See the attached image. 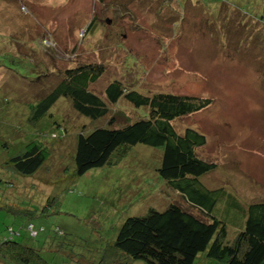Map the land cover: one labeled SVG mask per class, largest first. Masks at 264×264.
I'll return each mask as SVG.
<instances>
[{
    "label": "rangeland",
    "instance_id": "1",
    "mask_svg": "<svg viewBox=\"0 0 264 264\" xmlns=\"http://www.w3.org/2000/svg\"><path fill=\"white\" fill-rule=\"evenodd\" d=\"M161 1L0 0V121L5 112L8 117L22 113L26 103L45 95L57 83L59 68L72 61L104 65L106 72L92 87L98 93L120 76L126 86L135 85L146 94L212 97L210 106L174 124L180 132L197 127L208 139L198 154L218 166L199 180L213 190L214 213L227 223L232 241L245 227V209L264 201V0ZM118 108L116 121L139 116L124 101ZM57 112L73 123L67 127L69 139L78 132L73 125L87 119H79L65 104H59ZM4 120L13 130L12 140H25L21 119ZM50 120L44 117L37 128L52 131ZM89 122L93 128L101 124ZM69 139L65 150L71 152L74 139ZM40 140L63 142L49 136ZM14 141L10 153L19 146ZM130 158L119 166L91 168L81 176L69 169L59 176L57 169L41 171L39 175L56 177V182L38 184L42 193L26 203L27 215L8 211L22 203L1 195L0 237L11 224L20 232L15 238L39 247L49 237L60 236L55 232L59 228L62 236L79 237L74 251L83 259L98 261L124 218L145 215L149 208L164 210L170 200L183 204L180 195H168L164 184L148 173L146 168L156 163L147 162L144 168L141 160ZM5 176L11 178L10 173L0 176V191L29 193L21 186L11 188ZM31 212L35 214L29 217ZM27 221L38 230L31 242L26 239ZM43 256L53 264H77L59 259L54 251H44Z\"/></svg>",
    "mask_w": 264,
    "mask_h": 264
},
{
    "label": "trees",
    "instance_id": "2",
    "mask_svg": "<svg viewBox=\"0 0 264 264\" xmlns=\"http://www.w3.org/2000/svg\"><path fill=\"white\" fill-rule=\"evenodd\" d=\"M59 69L57 83L45 95L26 103L21 107L22 113H11L8 117L5 112L1 118L0 176L10 173L11 178L5 176V179H9L6 183L12 185L11 188L21 186L29 190L28 194L19 196L0 191V199L2 195L22 203L18 208L11 206L7 210L15 215L22 212L27 215L26 203L42 193L38 184L56 182V177L44 175L53 170L57 169L56 176L62 175L65 169L81 176L94 167L119 166L129 157L130 161L141 160L144 168L151 161L156 163L146 168L148 173L164 184L168 195L170 192L180 195L183 204L170 200L164 210L149 208L145 215L127 216L96 262L85 260L74 251L79 237L62 236L59 228H55V232L60 236L49 237L38 247L15 238L20 232L8 224L7 234L0 237V264H53L44 258V251H54L55 256H61L59 259L70 258L77 264H133L137 260L148 264H264V201L245 209V227L232 241L228 240L227 223L214 213L217 199L213 190L199 180L218 166L198 154V149L205 146L208 139L197 127L188 126L180 132L174 124L210 106L212 97L161 91L146 94L135 85L126 86L124 77L120 76L111 78L98 93L92 87L106 72L103 64L72 61ZM120 101L131 104L139 116L132 119L128 115L126 120L116 121ZM59 104L71 108L79 119V115L87 118L73 125L78 127V132L70 139L67 127L73 123L57 112ZM46 116L54 125L50 132L37 128ZM12 118L11 121L22 120L25 140H12L15 138L13 130L3 122ZM88 118L101 124L93 128ZM89 128L93 129L88 131ZM43 136L63 142H42L40 137ZM67 139H74L71 152L65 150ZM12 141L19 146L10 153ZM63 144L64 148L54 147ZM137 152L142 153L137 155ZM147 152L150 155L146 156ZM41 171L45 173L39 175ZM26 183L30 184V189L25 187ZM34 214L31 212L28 216ZM25 228L26 239L37 236L38 230L32 222L27 221Z\"/></svg>",
    "mask_w": 264,
    "mask_h": 264
},
{
    "label": "water",
    "instance_id": "3",
    "mask_svg": "<svg viewBox=\"0 0 264 264\" xmlns=\"http://www.w3.org/2000/svg\"><path fill=\"white\" fill-rule=\"evenodd\" d=\"M106 22H108V23H109V22H110V19H107V20H106Z\"/></svg>",
    "mask_w": 264,
    "mask_h": 264
},
{
    "label": "built area",
    "instance_id": "4",
    "mask_svg": "<svg viewBox=\"0 0 264 264\" xmlns=\"http://www.w3.org/2000/svg\"><path fill=\"white\" fill-rule=\"evenodd\" d=\"M35 234V232H33V235Z\"/></svg>",
    "mask_w": 264,
    "mask_h": 264
}]
</instances>
